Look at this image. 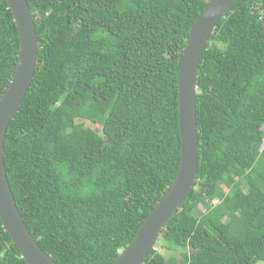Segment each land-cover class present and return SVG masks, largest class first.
Wrapping results in <instances>:
<instances>
[{"label":"trees","instance_id":"obj_1","mask_svg":"<svg viewBox=\"0 0 264 264\" xmlns=\"http://www.w3.org/2000/svg\"><path fill=\"white\" fill-rule=\"evenodd\" d=\"M26 1L37 64L5 135L7 181L51 260L108 264L178 171L179 65L210 0ZM18 53L0 0V100ZM196 88V175L156 241L172 255L155 246L142 264L264 263V0L218 20ZM0 264H28L1 220Z\"/></svg>","mask_w":264,"mask_h":264},{"label":"water","instance_id":"obj_2","mask_svg":"<svg viewBox=\"0 0 264 264\" xmlns=\"http://www.w3.org/2000/svg\"><path fill=\"white\" fill-rule=\"evenodd\" d=\"M18 32L19 53L15 71L0 100V220L3 228L28 264H57L38 246L26 228L4 167L3 143L34 77L38 40L34 19L26 0H5ZM238 0H210L190 28L178 71L179 167L164 196L149 211L135 237L108 264H142L169 218L180 208L192 187L198 166V130L195 111L197 71L209 36L218 20Z\"/></svg>","mask_w":264,"mask_h":264},{"label":"rangeland","instance_id":"obj_3","mask_svg":"<svg viewBox=\"0 0 264 264\" xmlns=\"http://www.w3.org/2000/svg\"><path fill=\"white\" fill-rule=\"evenodd\" d=\"M80 123H83L85 126H87V127H89V128H93L94 126H92L89 122H87V121H79ZM160 242H159V244H156L155 246L156 247H158L157 248V250L161 253V254H163L165 257H168V256H170V255H172V253L171 252H168V251H166V250H164V249H161V247H160ZM176 257H178L177 255H178V253H175L174 254ZM257 264H264V263H262V262H258Z\"/></svg>","mask_w":264,"mask_h":264}]
</instances>
